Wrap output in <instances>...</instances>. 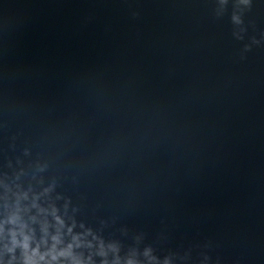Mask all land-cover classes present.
Masks as SVG:
<instances>
[{"label": "water", "instance_id": "obj_1", "mask_svg": "<svg viewBox=\"0 0 264 264\" xmlns=\"http://www.w3.org/2000/svg\"><path fill=\"white\" fill-rule=\"evenodd\" d=\"M0 264H264V0H0Z\"/></svg>", "mask_w": 264, "mask_h": 264}]
</instances>
